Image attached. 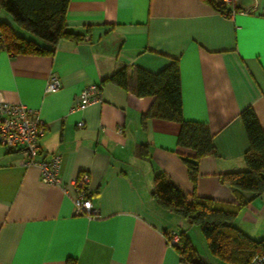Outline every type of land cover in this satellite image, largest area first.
<instances>
[{"label": "crops", "instance_id": "1", "mask_svg": "<svg viewBox=\"0 0 264 264\" xmlns=\"http://www.w3.org/2000/svg\"><path fill=\"white\" fill-rule=\"evenodd\" d=\"M207 1L70 0L65 30L78 39H59L49 55H13L0 44V102L37 113L46 129L35 159L58 156L61 181L44 184L38 166L23 165L24 149L0 145V264H187L166 238L176 231L190 241L193 225L153 200L158 174L188 201L209 199L234 212L239 231L264 240V193L239 201L219 180L243 170L241 112L252 108L264 129V0H238L228 16ZM173 62L183 119L206 124L217 153L198 161L195 184L183 162L195 155L177 146L180 125L143 119L154 98L109 80L122 66L155 74ZM53 75L58 89L47 92ZM91 85L98 101L73 109ZM83 174L96 216L74 207L73 181ZM190 243L204 264H228Z\"/></svg>", "mask_w": 264, "mask_h": 264}, {"label": "trees", "instance_id": "2", "mask_svg": "<svg viewBox=\"0 0 264 264\" xmlns=\"http://www.w3.org/2000/svg\"><path fill=\"white\" fill-rule=\"evenodd\" d=\"M70 0H0V9L12 18L14 24L47 46L15 34L8 24L0 23V44L13 55H49L59 39H78L65 30V16ZM207 1V0H206ZM207 3L217 12L229 15V9L220 0ZM236 11V9H234ZM114 84L130 90L135 96L154 98L153 105L143 119H158L178 123L180 131L177 146L194 153L193 159L183 158L189 179L197 181V164L201 158L216 157L212 134L206 124L185 121L182 116L180 75L176 62L158 73L138 67L122 66L110 79ZM248 141V149L241 163L243 170L220 175L221 183L228 185L235 197L242 201L244 194L253 198L264 193V129L259 125L252 108L240 114ZM153 200L163 209L198 226L212 256L228 264H252L264 257V240L255 241L234 225V212L226 211L209 199L186 195L167 178L158 174L151 192ZM176 250L182 262L204 264L184 232L180 233Z\"/></svg>", "mask_w": 264, "mask_h": 264}, {"label": "built area", "instance_id": "3", "mask_svg": "<svg viewBox=\"0 0 264 264\" xmlns=\"http://www.w3.org/2000/svg\"><path fill=\"white\" fill-rule=\"evenodd\" d=\"M220 1L231 9L229 14H233L238 0ZM57 89V78L53 75L48 81L46 91L55 92ZM98 98V87L91 85L76 96L73 109L82 110L98 101ZM82 125V123L79 124L80 127ZM45 129V125L35 111L21 104L0 102V145L7 149H24L26 159L23 161V165L38 166L41 171V181L44 184L60 186L61 181L58 176L60 158L54 156L48 161H36L35 159L39 153V141L43 137ZM88 183L89 177L86 174L80 175L73 181L74 207L77 214L96 216V211L91 206V195L87 190ZM166 239L169 246L176 248L180 245L181 235L179 232L170 231ZM252 264H264V257L254 259Z\"/></svg>", "mask_w": 264, "mask_h": 264}, {"label": "rangeland", "instance_id": "4", "mask_svg": "<svg viewBox=\"0 0 264 264\" xmlns=\"http://www.w3.org/2000/svg\"><path fill=\"white\" fill-rule=\"evenodd\" d=\"M0 20H2L3 22H5L6 24L8 25H12V19L10 17V15H8L6 12L2 11V15L0 16ZM178 219V218H176ZM179 223L181 225H178L176 226V228L178 230H186L185 228H183L182 224L185 223V222H182L181 220H179ZM186 227V226H185ZM188 228V227H186ZM190 236V237H189ZM189 238H190V241H192L194 247L196 248V250L198 251V253L202 254L204 251H207L206 250V242L201 234V231H200V228L198 226H194L192 228H190V231H189Z\"/></svg>", "mask_w": 264, "mask_h": 264}]
</instances>
